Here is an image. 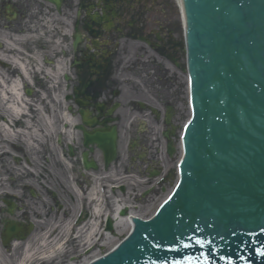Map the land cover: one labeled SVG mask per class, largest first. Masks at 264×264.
<instances>
[{"label":"snow or ice","instance_id":"snow-or-ice-1","mask_svg":"<svg viewBox=\"0 0 264 264\" xmlns=\"http://www.w3.org/2000/svg\"><path fill=\"white\" fill-rule=\"evenodd\" d=\"M197 243H199V244H203L204 242L201 241V240H197ZM185 246H187V245H185ZM205 264H207V258H205Z\"/></svg>","mask_w":264,"mask_h":264}]
</instances>
